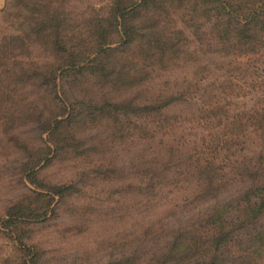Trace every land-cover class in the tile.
I'll use <instances>...</instances> for the list:
<instances>
[{"label":"rangeland","instance_id":"obj_1","mask_svg":"<svg viewBox=\"0 0 264 264\" xmlns=\"http://www.w3.org/2000/svg\"><path fill=\"white\" fill-rule=\"evenodd\" d=\"M112 4L0 0V264H37L32 256L25 257L20 237L43 251L42 264H100L129 252L126 243L147 221L171 209L169 203L157 202L154 211H146L138 183L143 170L154 167L151 162L168 164L173 146L186 155L183 148L208 132L189 124V116L174 126L158 116L149 122L106 105L169 92L171 86L182 90L187 81L206 83L226 69L235 74L243 68L231 56L207 51L178 20L176 28L184 30L189 42L175 67L163 71L154 66L161 75L140 88L129 86L132 74L117 82L113 68L125 73L131 67L141 70L145 63L127 46L124 51L93 47L107 32L113 43L104 49L121 46L105 20ZM49 12L62 16L50 24ZM59 32L65 46L55 38ZM120 35L125 37L123 31ZM59 47L74 51L71 63ZM257 96L253 91L249 97ZM64 184L76 190L53 194L51 187ZM48 199L47 221L11 218L18 203L33 209ZM208 207L201 204L199 210ZM174 218L166 217V223L174 224Z\"/></svg>","mask_w":264,"mask_h":264},{"label":"trees","instance_id":"obj_2","mask_svg":"<svg viewBox=\"0 0 264 264\" xmlns=\"http://www.w3.org/2000/svg\"><path fill=\"white\" fill-rule=\"evenodd\" d=\"M49 15L50 24L62 16ZM105 20H110L121 46L104 49L113 43L107 32L93 47L124 51L127 46L137 50L145 63L141 70L131 67L125 73L113 68L111 75L117 82L123 81V74H132L131 88L161 75L154 73V66L169 71L186 54L189 39L176 28L178 20L193 30L207 51L231 56L243 68L235 74L226 69L222 77L213 76L206 83L187 81L182 90L171 86L169 92L139 94L123 105L120 101L106 105L145 116L149 122L158 116L174 126L189 116V124L201 126L208 134L185 146L186 155L173 146L169 153L175 160L161 165L151 162L154 167L143 170L138 183L146 211H154L157 202L169 203L171 209L147 221L142 232L126 243L129 252L100 264H264V0H113ZM62 37L60 32L55 36L65 46ZM59 51L71 63L74 51L66 47ZM253 91L259 96L249 97ZM75 188L64 184L51 191L70 195ZM205 203L209 207L200 211L199 205ZM51 204L48 199L31 209L20 202L11 218L47 221ZM166 217H175L174 224H167ZM19 240L22 251H28L25 257L42 264L43 251L36 244L23 243V237Z\"/></svg>","mask_w":264,"mask_h":264}]
</instances>
